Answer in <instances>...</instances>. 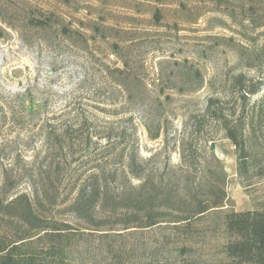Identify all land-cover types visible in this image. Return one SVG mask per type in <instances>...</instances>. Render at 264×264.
I'll use <instances>...</instances> for the list:
<instances>
[{"label": "rangeland", "instance_id": "rangeland-1", "mask_svg": "<svg viewBox=\"0 0 264 264\" xmlns=\"http://www.w3.org/2000/svg\"><path fill=\"white\" fill-rule=\"evenodd\" d=\"M36 9L60 24L28 28ZM0 15V199L38 195L44 218L71 225L66 264H228L225 215L264 212V129L242 174L204 110L231 106L239 75L264 106V0H0ZM96 181L164 193L156 225L124 209L76 219L69 203Z\"/></svg>", "mask_w": 264, "mask_h": 264}, {"label": "trees", "instance_id": "trees-1", "mask_svg": "<svg viewBox=\"0 0 264 264\" xmlns=\"http://www.w3.org/2000/svg\"><path fill=\"white\" fill-rule=\"evenodd\" d=\"M25 20L28 28L37 31L51 30L60 24L53 13L46 14L41 9L31 11ZM61 32L63 36L75 34L65 27ZM231 87V97H235L233 104L229 106L226 99L210 98L204 117L217 123L225 138L238 150V169L245 174L246 145L263 134L264 106L261 102H250V98L259 93L258 84L251 79L239 75ZM66 131L62 130L57 136L62 138ZM139 165L135 154L127 158V170L135 179L141 178ZM162 194L147 188L145 182L137 187L130 186L128 192L111 193L96 181L94 186L76 192L68 210L76 219L98 227L100 211L107 209L106 212L111 214L124 209L126 213L122 216L131 218L129 224L150 228L156 225V216L162 214L155 209ZM34 199L26 194L9 201L0 199V222L3 224L0 225V264H66L72 226L44 218L39 213L43 210V199L38 195ZM221 201L222 197L216 196L211 207H202L197 214L218 207ZM128 210L131 212L127 214ZM225 230L229 240L224 247L228 264H264L263 211L228 213L225 215Z\"/></svg>", "mask_w": 264, "mask_h": 264}]
</instances>
